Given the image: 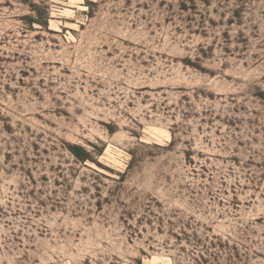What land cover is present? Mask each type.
Segmentation results:
<instances>
[{
  "label": "rangeland",
  "instance_id": "rangeland-1",
  "mask_svg": "<svg viewBox=\"0 0 264 264\" xmlns=\"http://www.w3.org/2000/svg\"><path fill=\"white\" fill-rule=\"evenodd\" d=\"M0 264H264V0H0Z\"/></svg>",
  "mask_w": 264,
  "mask_h": 264
}]
</instances>
